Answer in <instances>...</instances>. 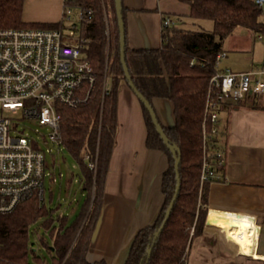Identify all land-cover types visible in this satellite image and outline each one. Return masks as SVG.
<instances>
[{"label": "trees", "instance_id": "16d2710c", "mask_svg": "<svg viewBox=\"0 0 264 264\" xmlns=\"http://www.w3.org/2000/svg\"><path fill=\"white\" fill-rule=\"evenodd\" d=\"M114 0H67L66 4L84 15L92 11L90 22L80 21L79 35L85 38L83 53L91 61L96 76L93 85L84 83L76 106L60 105L61 144L68 148L80 164L83 190L87 199L76 219L58 216L36 196L23 202L14 211L0 215V264H31L30 231L39 220L53 239L48 251L53 264H106L87 259L90 240L100 214L105 179L118 130L117 101L120 88L128 84L121 61L118 20ZM189 17L163 14L173 21L161 28V46L157 49H133L128 44L127 10L121 2L126 33L125 61L136 89L153 106L154 98H167L174 105L173 127L162 125L170 143L181 151L179 167L180 191L173 210L159 238L155 233L164 223L167 209L177 186L173 152L158 134L149 110L142 103L147 126V148L165 152L169 168L164 172V203L156 222L139 231L125 264H187L191 244L203 234L208 216L210 185L224 181V163L218 166L217 153L225 159V132L220 129L212 138L209 162L220 179L201 182L203 164V124L210 80L220 69L217 57L225 53L224 43L239 28L264 39L263 9L255 0H187ZM25 0H0V29L42 28L68 29L65 20L54 23L26 22L23 19ZM108 17V25L105 21ZM199 20H210L213 29L187 27ZM109 31V33L107 32ZM235 103L234 105H238ZM264 109V96L254 95L247 104ZM224 108V107H222ZM155 110V108H154ZM223 109L220 110V112ZM156 112V111H155ZM213 124L209 123V128ZM218 151V152H217ZM88 155V159H85ZM90 164H94L93 168ZM264 227V219L258 221ZM46 245L43 238H40ZM149 249L152 252L149 254Z\"/></svg>", "mask_w": 264, "mask_h": 264}, {"label": "crops", "instance_id": "0c3cea01", "mask_svg": "<svg viewBox=\"0 0 264 264\" xmlns=\"http://www.w3.org/2000/svg\"><path fill=\"white\" fill-rule=\"evenodd\" d=\"M121 1L128 9V44L133 49L161 46L163 14L189 17L191 13L187 0ZM65 4V0H25L23 19L59 22ZM105 21L108 25L106 13ZM224 50L222 69L248 72L264 64V40L249 30L237 29L226 39ZM252 96L241 102H229L219 113L220 129L225 132V180L210 185L208 219L251 226H259L255 220L264 219V109L247 105ZM117 105L116 145L87 252L89 261L106 264H125L139 231L156 222L164 203L163 174L169 168L165 152L147 148L142 103L126 83L120 88ZM153 106L163 126L169 128L177 123L171 100L154 98ZM220 233L219 228L205 224L203 234L195 238L201 241L202 248L194 249V239L187 264H219L214 260L219 255L228 258L224 264L239 262L241 253ZM258 248L259 245L257 252Z\"/></svg>", "mask_w": 264, "mask_h": 264}, {"label": "built area", "instance_id": "2783aa9c", "mask_svg": "<svg viewBox=\"0 0 264 264\" xmlns=\"http://www.w3.org/2000/svg\"><path fill=\"white\" fill-rule=\"evenodd\" d=\"M255 1L264 5V0ZM73 14L74 9L65 4L63 20L69 28L64 30L0 29V215L11 213L34 196L44 200L46 154L19 130V124L34 121L47 126L50 139L61 144L58 106H76L82 85L95 82L97 75L82 51L87 40L78 31L80 21L92 20V11L84 15L79 10L78 20ZM162 23L173 21L167 18ZM258 39L264 40L261 36ZM225 57L226 53L217 57L220 70L210 80L205 105L202 183L220 179L209 162V151L214 148L211 141L218 133L221 108L251 95L264 96V64L252 71L233 72L220 68ZM217 156L218 166H222L223 154L218 152Z\"/></svg>", "mask_w": 264, "mask_h": 264}, {"label": "rangeland", "instance_id": "374dc122", "mask_svg": "<svg viewBox=\"0 0 264 264\" xmlns=\"http://www.w3.org/2000/svg\"><path fill=\"white\" fill-rule=\"evenodd\" d=\"M78 12H74V20H78ZM264 22V15L262 16ZM109 26V25H108ZM191 29H213V22L210 20H199L193 25L192 21L187 24ZM244 29V28H241ZM109 33V31H107ZM19 130L24 132L29 139L36 142V147H39L46 154L47 167L45 170L44 179V200L43 203L47 209H55L53 217L56 220L58 216L68 217L69 220L76 219L78 213L82 209L83 204L87 199V192L83 190L81 181V167L65 145L53 142L50 139L51 129L47 126L40 125L34 121H23L19 124ZM44 219L35 223L30 231L31 249L37 251V255L41 257L45 263L53 264V259L48 251V247L53 245V239L48 231L42 227ZM261 231V238L258 252L264 253V229ZM43 238L46 245L40 241ZM200 243V244H199ZM202 244L200 240H194V249L200 250ZM242 258L237 263L231 264H264V260L255 259L250 256L241 254ZM224 255L215 257V262L224 264L227 262ZM31 264H40L39 258L34 254H30Z\"/></svg>", "mask_w": 264, "mask_h": 264}, {"label": "water", "instance_id": "95a60500", "mask_svg": "<svg viewBox=\"0 0 264 264\" xmlns=\"http://www.w3.org/2000/svg\"><path fill=\"white\" fill-rule=\"evenodd\" d=\"M115 2V8H116V15L117 20H118V29H119V42H120V48H121V61L123 63L124 66V71H125V76L126 79L128 81V85L129 87L136 93V95L138 96V98L140 99V101L146 106L147 110H149L150 116L154 122V125L156 127V130L158 132V134L162 137L161 139L163 140L164 144L173 152V156L175 159V170L177 173V186H176V192L174 195V198L172 200V202L170 203L167 212H166V217L164 220L163 225L161 226V228L155 233V238L154 240H157L162 232V230L164 229V226L167 222V220L169 219L171 212L173 210L174 204L178 198V193L180 191V176H179V167H180V162H181V151L180 148L176 145H173L170 143L169 137H167L162 125L160 124L159 120H158V116L154 110V108L152 107V105L150 104V102L143 96V94H141L135 87L133 80H132V76L129 73L128 67L126 65L125 61V48H126V33H125V23H124V18H123V12H122V6H121V0H114ZM263 9V14H264V5L262 6ZM206 224L209 226H213V224L210 222V220L207 218L206 220ZM152 252V249H149L148 253L150 254Z\"/></svg>", "mask_w": 264, "mask_h": 264}, {"label": "bare ground", "instance_id": "6f19581e", "mask_svg": "<svg viewBox=\"0 0 264 264\" xmlns=\"http://www.w3.org/2000/svg\"><path fill=\"white\" fill-rule=\"evenodd\" d=\"M210 222L220 229L224 238L232 245L237 247L238 251L245 256L264 260V255L257 252L259 245L261 226L244 225L236 222L209 219ZM218 231V230H216ZM220 233V234H221Z\"/></svg>", "mask_w": 264, "mask_h": 264}]
</instances>
